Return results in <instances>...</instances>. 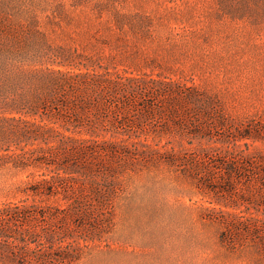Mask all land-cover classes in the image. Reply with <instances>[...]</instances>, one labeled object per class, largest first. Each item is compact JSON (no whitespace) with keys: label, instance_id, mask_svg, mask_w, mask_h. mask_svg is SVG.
Instances as JSON below:
<instances>
[{"label":"rangeland","instance_id":"374dc122","mask_svg":"<svg viewBox=\"0 0 264 264\" xmlns=\"http://www.w3.org/2000/svg\"><path fill=\"white\" fill-rule=\"evenodd\" d=\"M47 68L106 69L187 93L149 84L111 99L129 109L103 111L99 141L101 148L114 142L124 156L78 161L81 182L116 189L107 225L83 213L96 204L85 205L86 190L78 216L34 224L54 240L41 234L28 246L17 242L20 255L31 247L48 255L47 264H62L49 253L71 254L65 264H264V206L247 188L264 182V166L255 161L264 159V0H0L6 95L31 94L33 72ZM2 143L0 206L63 202L26 193L49 169L5 163L17 147L43 143ZM229 213L249 219L251 233L229 236Z\"/></svg>","mask_w":264,"mask_h":264},{"label":"trees","instance_id":"16d2710c","mask_svg":"<svg viewBox=\"0 0 264 264\" xmlns=\"http://www.w3.org/2000/svg\"><path fill=\"white\" fill-rule=\"evenodd\" d=\"M33 75L36 76L32 93L29 94L26 90L27 94L19 98H9L4 88L6 85L3 87V82L0 81V94L3 91L0 98L3 109L0 114V151L3 149L2 141L8 139H30L43 143L30 150H25L22 146L17 147L12 155L5 154V163H11L16 168L26 169L34 166L49 169L50 173L31 183L26 193L34 199L56 198L63 202L53 206L36 200H23L1 205L0 261L47 264L50 261L48 255L40 254L30 246L21 252V255L16 250L19 248L17 242L28 246L33 237L41 234L47 240L55 239V233L38 230L34 226L36 222H64L78 216V207L83 203L81 196L89 190L91 201L85 199L84 203L87 206H90L91 202L96 204L91 210H85L83 213L88 217L96 213L101 226L108 223L113 208V192L116 189L110 188L109 185L103 187L100 183H93L89 178L81 182L79 175L84 174V170L78 161L83 157L91 159L95 154L102 155L104 152L115 159L124 156L123 152L115 148L114 142L105 141L103 143L107 145L106 148H101L99 141L104 131L103 111L115 113V110H118L120 114H126L129 109L127 102L118 106L113 105L111 99L136 95L149 84L157 87L160 92L166 91L180 96L187 92L171 82L152 81L106 69L99 71L87 68L85 71L70 72L47 68L38 69ZM32 79L31 76L28 81ZM15 92L16 90L12 94ZM56 134L61 136L57 137ZM255 161L264 166V159ZM232 171L240 173L237 169ZM263 174L264 167L260 172V175ZM257 179L258 181H254L256 184L250 183L253 188L250 185H247V188L254 190V203L264 206V182L262 178ZM92 196L97 198L98 202L95 199L93 201ZM242 199L244 201L243 196ZM229 216L226 222L229 236L239 231L251 233L249 219L243 216V222L235 221L233 213H229ZM23 255L31 257L26 258ZM49 255L57 256L53 257L54 261L62 264L72 259L69 253Z\"/></svg>","mask_w":264,"mask_h":264}]
</instances>
